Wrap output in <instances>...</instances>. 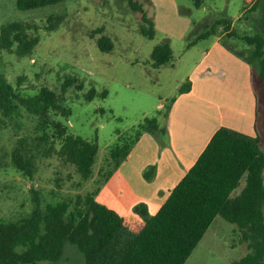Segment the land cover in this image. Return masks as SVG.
<instances>
[{
    "label": "trees",
    "instance_id": "1",
    "mask_svg": "<svg viewBox=\"0 0 264 264\" xmlns=\"http://www.w3.org/2000/svg\"><path fill=\"white\" fill-rule=\"evenodd\" d=\"M62 1L65 0H17V7L28 10ZM130 3L139 7L133 1ZM193 3L200 8L205 0H193ZM140 9L144 13L141 32L152 39L157 34L154 21ZM57 19L61 16L49 17L50 22ZM222 23L225 31L219 34L224 35V45L243 55L252 66L259 59L264 79L261 36L239 35L232 29L231 21L216 20L206 25L197 40L217 34ZM51 24L50 29H54ZM31 28L30 23L23 21L4 24L0 46L4 49L15 46L18 53L31 54L40 42L39 36L28 34ZM227 37L245 41L249 50L236 49ZM98 42L102 50H113L110 37L103 36ZM173 59L168 41L154 47V67L172 63ZM73 83V79L67 78L61 92L43 86L33 96H22L14 84L0 75V111L13 117L25 109L37 118L32 146L22 144L12 154L16 169L34 180L40 158H57L61 164L75 168L81 178L76 183L78 188L93 182L85 192H63L62 178L57 176V188L51 190V197L32 188L31 212L20 218L0 220V264L55 262L62 257L66 241L79 247L86 264H186L217 216L237 226L249 249L232 264H264V150L260 137L220 127L155 213L140 202L134 205L133 214L126 215L100 202L98 195L144 132H152L162 146L166 145V120L175 96L157 114L145 117L118 138L96 176L94 167L100 149L97 140L72 133L67 124L71 112L66 106V93ZM77 87L81 89V85ZM190 87L187 80L178 91L182 93ZM106 94L107 90L103 95ZM96 96L94 87L85 95L87 101ZM244 176L245 185L239 193L235 192Z\"/></svg>",
    "mask_w": 264,
    "mask_h": 264
},
{
    "label": "rangeland",
    "instance_id": "2",
    "mask_svg": "<svg viewBox=\"0 0 264 264\" xmlns=\"http://www.w3.org/2000/svg\"><path fill=\"white\" fill-rule=\"evenodd\" d=\"M132 1L139 7L135 8ZM175 1L180 10L189 12L196 21L195 32H182L186 24H180L178 17L169 13L170 31L160 29L151 39L141 32L144 13L140 7L147 18L153 20L152 0H65L28 10L18 9L17 0H0V30L9 22L23 21L32 25L28 34L40 38L31 54H20L15 46L11 49L0 46V75L14 84L22 96H33L43 86L61 92L67 78L74 80L66 93V106L71 112L67 124L72 133L97 140L100 149L94 167L96 176L118 138L145 117L154 116L156 102L162 100L167 104L178 94L187 80L186 73L197 59L195 44L206 42L205 39L197 40L205 30L204 24L228 20L235 33L264 38V0L252 3L205 0L200 8L194 6L193 0ZM167 7L172 11L169 2L164 3V8ZM51 15L61 16V19L50 22ZM51 23L54 29H50L53 28ZM217 30L225 31L224 23ZM103 36L111 38L113 50L100 48L98 41ZM227 38L236 49L249 50L245 41ZM168 40L174 59L156 68L152 65L153 49ZM190 46L193 48L188 50ZM260 70V61L255 59L252 76L258 100V131L264 150V79ZM93 87L97 96L87 101L85 95ZM36 124L37 118L25 109H20L13 117L0 111V220L28 215L33 207L32 188L51 197V190L57 188V176L62 178L63 192H85L93 184L78 188L76 183L81 178L75 168L61 164L57 158H40L34 180L16 169L12 154L22 144L32 146ZM245 183L244 176L235 192L239 193ZM248 251L237 226L217 216L186 264H232ZM42 264L86 263L79 247L66 241L59 260Z\"/></svg>",
    "mask_w": 264,
    "mask_h": 264
},
{
    "label": "crops",
    "instance_id": "3",
    "mask_svg": "<svg viewBox=\"0 0 264 264\" xmlns=\"http://www.w3.org/2000/svg\"><path fill=\"white\" fill-rule=\"evenodd\" d=\"M152 1L156 31H170L169 13L178 17L180 24H186L182 32L194 31L196 21L189 12L180 10L175 0ZM165 2L170 3L172 11L164 8ZM206 25L209 24L203 27ZM217 32L202 38L206 42H197L194 46L197 59L185 75L191 87L182 93L178 91L175 96L166 120V145L162 146L152 132H144L99 193L100 202L126 215L133 214L134 205L144 202L150 212L155 213L220 127L260 137L252 65L243 55L226 47L224 35ZM168 42L172 47L170 40ZM192 48L187 47L188 50ZM154 107L157 114L165 104L160 100ZM146 171H150L149 176Z\"/></svg>",
    "mask_w": 264,
    "mask_h": 264
}]
</instances>
